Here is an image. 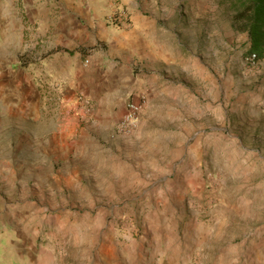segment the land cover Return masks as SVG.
I'll return each mask as SVG.
<instances>
[{
  "label": "rangeland",
  "instance_id": "1",
  "mask_svg": "<svg viewBox=\"0 0 264 264\" xmlns=\"http://www.w3.org/2000/svg\"><path fill=\"white\" fill-rule=\"evenodd\" d=\"M129 1L150 23L162 18L157 39L172 63L133 68L104 141L85 132L27 170V121L10 106L36 104L40 91L51 105L56 82L45 72L67 66L27 67L24 53L0 67L12 76L0 82V264H264V59L246 61L228 0ZM129 11L116 9L109 24L128 26ZM117 13L127 22L112 23ZM89 62L80 66L97 87L104 67ZM80 95L89 103L82 114ZM129 101L142 109L122 135ZM73 105L82 127L93 101L77 91Z\"/></svg>",
  "mask_w": 264,
  "mask_h": 264
},
{
  "label": "crops",
  "instance_id": "2",
  "mask_svg": "<svg viewBox=\"0 0 264 264\" xmlns=\"http://www.w3.org/2000/svg\"><path fill=\"white\" fill-rule=\"evenodd\" d=\"M122 7L130 9L129 25L117 29L108 20ZM132 8L129 0H0V67L11 64L12 58L24 53H27L24 56L27 67L35 63L44 68L67 66L63 73L45 72L50 82H56L51 105L40 91L33 96L36 104L23 100L25 105L21 103L19 110L16 104L10 106L21 115L22 121H27L20 135L27 170L30 171L32 161L41 162L50 150L85 137V132L93 141H104L108 136L106 130L115 122L113 114L122 112L117 100L121 90L138 77L133 68L149 62L166 70L172 63L169 52L157 39L165 32L157 24L162 18L153 17L150 23ZM168 30L173 38L172 29ZM93 46L98 49L89 55L75 52ZM82 59L90 61L88 65L104 67L96 78L97 87H90L95 80L88 68L83 70L80 66ZM11 77L3 79L1 75L0 82H9ZM98 82L103 86L98 87ZM77 91H82L94 104L89 122L82 127L76 126L69 116ZM31 105H36L37 116L31 115ZM102 112L104 120L99 118ZM31 116L37 121L32 128L29 127Z\"/></svg>",
  "mask_w": 264,
  "mask_h": 264
},
{
  "label": "trees",
  "instance_id": "3",
  "mask_svg": "<svg viewBox=\"0 0 264 264\" xmlns=\"http://www.w3.org/2000/svg\"><path fill=\"white\" fill-rule=\"evenodd\" d=\"M236 29L247 37V56L264 59V0H228ZM93 49L79 48L75 52L89 55Z\"/></svg>",
  "mask_w": 264,
  "mask_h": 264
},
{
  "label": "built area",
  "instance_id": "4",
  "mask_svg": "<svg viewBox=\"0 0 264 264\" xmlns=\"http://www.w3.org/2000/svg\"><path fill=\"white\" fill-rule=\"evenodd\" d=\"M111 21L114 24H124L127 22L123 13H117L111 17ZM246 61L248 63H253L255 61V56H247ZM77 103L81 106V111L79 114L88 112V100L84 96H78L76 99ZM142 103L140 101H129L125 104L124 112L118 122V131L122 135H129L136 127L139 114L142 109ZM83 109V111H82Z\"/></svg>",
  "mask_w": 264,
  "mask_h": 264
}]
</instances>
